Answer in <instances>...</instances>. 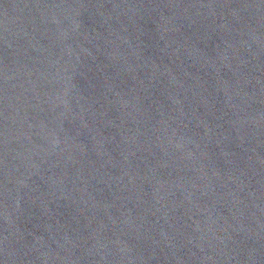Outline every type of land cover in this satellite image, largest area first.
<instances>
[{
    "label": "water",
    "instance_id": "95a60500",
    "mask_svg": "<svg viewBox=\"0 0 264 264\" xmlns=\"http://www.w3.org/2000/svg\"><path fill=\"white\" fill-rule=\"evenodd\" d=\"M0 264H264V0H0Z\"/></svg>",
    "mask_w": 264,
    "mask_h": 264
}]
</instances>
